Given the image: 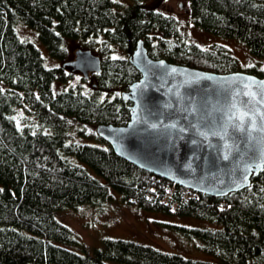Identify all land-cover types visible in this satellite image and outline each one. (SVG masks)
Here are the masks:
<instances>
[{
  "label": "trees",
  "instance_id": "obj_1",
  "mask_svg": "<svg viewBox=\"0 0 264 264\" xmlns=\"http://www.w3.org/2000/svg\"><path fill=\"white\" fill-rule=\"evenodd\" d=\"M188 4L194 24L238 38L264 57V0ZM19 21L37 29L53 56L65 57L66 38L97 49L100 91L113 85L124 89L140 77L127 59L139 38L155 58L215 72L237 70L238 63L223 44L204 48L188 41L174 14L146 0L126 5L115 0H0V264H264V170L252 175L247 187L210 196L118 156L94 127L125 124L129 101L120 93L104 98L84 93L80 83L53 90L55 81L71 75L64 67H72L65 61L46 66L40 49L19 38L14 27ZM18 109L24 112L20 120ZM110 190L145 210L213 223L174 225L183 235L200 239L212 259L121 237H104L99 246L89 247L56 218L64 208L97 204Z\"/></svg>",
  "mask_w": 264,
  "mask_h": 264
},
{
  "label": "water",
  "instance_id": "obj_2",
  "mask_svg": "<svg viewBox=\"0 0 264 264\" xmlns=\"http://www.w3.org/2000/svg\"><path fill=\"white\" fill-rule=\"evenodd\" d=\"M127 59L140 72L138 79L120 91L121 98L129 101V119L122 125L104 122L94 127L118 156L210 196L247 187L251 176L264 170V132L260 131L264 127V75L241 70L215 72L155 58L149 55L143 38L136 40ZM101 63L100 55L90 48H77L63 65L87 76L100 72ZM239 112H247L255 120L257 130L250 136L247 118L246 131L230 127L224 139L209 135L205 140L198 134L197 129L219 130L229 115ZM225 144L232 147L227 160L223 159Z\"/></svg>",
  "mask_w": 264,
  "mask_h": 264
},
{
  "label": "rangeland",
  "instance_id": "obj_3",
  "mask_svg": "<svg viewBox=\"0 0 264 264\" xmlns=\"http://www.w3.org/2000/svg\"><path fill=\"white\" fill-rule=\"evenodd\" d=\"M115 1L121 2L123 5L128 3V0ZM146 3L174 14L178 18L181 30L188 41L204 48L213 43L223 44L236 56L237 70L252 73H259L258 70H260L264 74V57L252 53L241 40L211 33L194 24L191 19L188 0H146ZM14 27L19 38L33 42L40 49L46 66H59L66 59L73 58L77 48H86L81 40L66 38L64 39L67 48L66 55L64 58H59L48 52L36 28L24 21H19ZM95 50L93 52L97 53V49ZM64 69L71 75L66 81H55L53 84L55 91L80 83L79 90L82 92L96 94L97 97L104 98L120 93L122 90L120 86L113 85L107 87L106 91H100L97 72H91L90 75L84 77L78 70H73L70 67H64ZM15 114L16 118L20 120L24 112L22 109H18ZM86 140L98 144L103 143L94 139ZM56 218L72 228L80 241L89 247L99 246L104 237H121L191 258L212 259V256L200 247L202 244L200 239L183 235L174 225L199 227L213 226V223L193 216H176L145 210L122 200L118 193L111 190L108 196L97 204L82 203L75 208H64L56 213ZM71 248L73 247L71 246Z\"/></svg>",
  "mask_w": 264,
  "mask_h": 264
},
{
  "label": "snow or ice",
  "instance_id": "obj_4",
  "mask_svg": "<svg viewBox=\"0 0 264 264\" xmlns=\"http://www.w3.org/2000/svg\"><path fill=\"white\" fill-rule=\"evenodd\" d=\"M173 71H175V69H173ZM245 95H249V94L245 93ZM261 99L264 100V95H262ZM241 103H247V101H243L242 100ZM232 107L235 108L236 105L233 104ZM246 118L249 121H251L250 129L247 130L249 132V136H250V133L252 131H256L257 128H256V124H255L254 118L248 116L247 112H239L238 114L237 113H233L232 115H229L227 117V120L223 121V123L221 124L219 130H217L216 128L213 127V128H210L208 131H202V132L199 131V129H197V132L205 140L208 139L209 135L218 136L221 139H224V138L228 137V135H229L228 129L230 127L234 131H240V132L246 131V129L244 127V123H245ZM237 121H239V122L237 123ZM262 125H264V114H262ZM152 127H156V125H152ZM180 131H184V129H180ZM260 131L264 132V127H262L260 129ZM193 142L195 143V141H193ZM223 147L227 150L226 154L223 156V159L227 160L229 158L230 154H231L232 147L230 145H227V144H225ZM237 150H238V148H237Z\"/></svg>",
  "mask_w": 264,
  "mask_h": 264
},
{
  "label": "flooded vegetation",
  "instance_id": "obj_5",
  "mask_svg": "<svg viewBox=\"0 0 264 264\" xmlns=\"http://www.w3.org/2000/svg\"><path fill=\"white\" fill-rule=\"evenodd\" d=\"M73 57H74V56H73ZM71 59H72V58H71ZM90 73H91V72H88V75H90ZM88 75H87V76H88Z\"/></svg>",
  "mask_w": 264,
  "mask_h": 264
}]
</instances>
